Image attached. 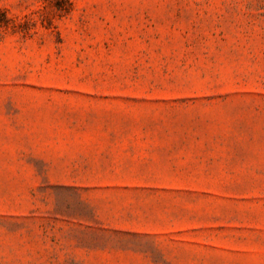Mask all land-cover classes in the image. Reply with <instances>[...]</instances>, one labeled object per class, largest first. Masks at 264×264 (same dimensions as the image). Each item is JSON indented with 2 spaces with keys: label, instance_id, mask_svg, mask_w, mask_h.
<instances>
[{
  "label": "rangeland",
  "instance_id": "obj_1",
  "mask_svg": "<svg viewBox=\"0 0 264 264\" xmlns=\"http://www.w3.org/2000/svg\"><path fill=\"white\" fill-rule=\"evenodd\" d=\"M0 264H264V0H0Z\"/></svg>",
  "mask_w": 264,
  "mask_h": 264
}]
</instances>
